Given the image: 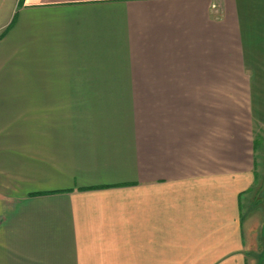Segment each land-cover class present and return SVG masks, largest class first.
Returning a JSON list of instances; mask_svg holds the SVG:
<instances>
[{"label":"crops","instance_id":"0c3cea01","mask_svg":"<svg viewBox=\"0 0 264 264\" xmlns=\"http://www.w3.org/2000/svg\"><path fill=\"white\" fill-rule=\"evenodd\" d=\"M0 14V264H264V0Z\"/></svg>","mask_w":264,"mask_h":264},{"label":"rangeland","instance_id":"374dc122","mask_svg":"<svg viewBox=\"0 0 264 264\" xmlns=\"http://www.w3.org/2000/svg\"><path fill=\"white\" fill-rule=\"evenodd\" d=\"M261 161H262V159H261ZM261 167H262L261 171L264 170V160L261 162ZM255 204H256V202H254V203L252 202V208H251L252 210H253V207H254ZM261 205H264V202H262Z\"/></svg>","mask_w":264,"mask_h":264}]
</instances>
